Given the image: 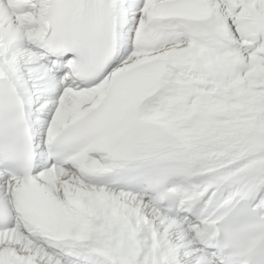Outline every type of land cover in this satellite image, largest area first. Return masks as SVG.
<instances>
[{"label":"snow or ice","instance_id":"6c2138e0","mask_svg":"<svg viewBox=\"0 0 264 264\" xmlns=\"http://www.w3.org/2000/svg\"><path fill=\"white\" fill-rule=\"evenodd\" d=\"M0 264H264V0H0Z\"/></svg>","mask_w":264,"mask_h":264}]
</instances>
